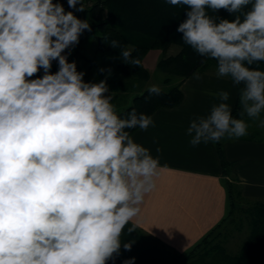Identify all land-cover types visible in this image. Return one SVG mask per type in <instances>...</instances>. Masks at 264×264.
Returning a JSON list of instances; mask_svg holds the SVG:
<instances>
[{
    "label": "clouds",
    "instance_id": "clouds-1",
    "mask_svg": "<svg viewBox=\"0 0 264 264\" xmlns=\"http://www.w3.org/2000/svg\"><path fill=\"white\" fill-rule=\"evenodd\" d=\"M67 3L85 10L82 0ZM166 3L185 7L177 28L183 43L215 60L218 78L243 85L241 115L259 119L264 70L252 65L264 62V0ZM220 10L235 15L217 21L209 14ZM84 30H91L89 22L60 2L0 0V264L114 261L125 226L132 222L128 232L136 230L141 206L156 188L159 157L128 131H146L153 118L135 109L121 118L113 96L105 95L106 81L85 82L63 54ZM132 51H123L125 62L140 66L139 59L129 60ZM147 91L159 95L161 89L153 84ZM217 95L220 102L187 128L193 147L248 134L249 124L232 116L229 93ZM258 126L264 128V119ZM123 248L130 251L131 242Z\"/></svg>",
    "mask_w": 264,
    "mask_h": 264
},
{
    "label": "crops",
    "instance_id": "crops-1",
    "mask_svg": "<svg viewBox=\"0 0 264 264\" xmlns=\"http://www.w3.org/2000/svg\"><path fill=\"white\" fill-rule=\"evenodd\" d=\"M82 2L84 11L69 8L67 2L62 4L66 12L72 11L81 20L87 12V21L92 28L88 11L91 3L87 0ZM85 31L72 48L73 53L77 51L80 55L75 59L78 72L84 73L85 82L108 78L114 72L110 69L109 61L114 62V66L115 60L99 52L96 38L90 42L85 38ZM93 31L96 34V30ZM154 52L158 55L152 66L153 69L157 68L161 58L159 55L162 54L160 49L150 50L143 59L149 71L151 65L148 60ZM197 76L200 78L197 79ZM114 87L112 103L118 112L131 104L136 94L124 90L118 93L116 90L119 87ZM181 89L184 99L178 106L159 108L151 115L154 126L146 131L138 128L132 134L137 143L148 148L154 157H159L161 170L156 188L146 196L140 215L134 221L138 225L136 230L128 232L133 226L132 222L125 226L120 254L107 264H123L133 257L134 264H178L177 257L189 253L228 215L231 206L229 181L241 189L244 197L264 200L263 128L256 129L258 134L221 140L228 162L226 170L217 143H201L195 147L189 143L191 135L187 133V128L191 121L206 116L212 105L220 102L217 95L220 91L229 93L227 103L233 111L239 94L238 87L233 86L230 78H218L216 67H210L186 78ZM121 95L127 99L123 105L119 100ZM129 242L130 251L123 248V244Z\"/></svg>",
    "mask_w": 264,
    "mask_h": 264
},
{
    "label": "trees",
    "instance_id": "trees-1",
    "mask_svg": "<svg viewBox=\"0 0 264 264\" xmlns=\"http://www.w3.org/2000/svg\"><path fill=\"white\" fill-rule=\"evenodd\" d=\"M88 11L92 18V28L96 30L95 38L98 42V51L118 60L117 69L113 75L108 77L106 84L110 83L113 86H118L121 90H129L127 92L136 94L131 104L121 111H116L121 118H127L133 109L138 114L143 113L151 116L159 108L178 106L184 99L181 89L182 82L196 71L216 67L215 60L199 56L183 43L182 33L177 32L179 23L186 19L184 6H172L166 3V0H92ZM209 14L217 21L219 18L231 19L232 15H235H230L225 10H220L218 13L209 12ZM113 40L119 42L115 48L111 45ZM174 46L179 49L175 53H169ZM129 48L133 50L129 60L139 59L140 66L125 62L122 53ZM152 49H160L163 53L157 68L168 75L180 77L177 83L170 88H160L159 95L150 94L147 91L148 88L139 91L140 86L151 77L150 71L143 64V59ZM77 56L80 55L76 51L68 61L75 62ZM76 66L78 71L79 67ZM252 67L264 70V62L254 64ZM57 70L58 64H52L51 72L55 73ZM38 75H43L42 69ZM169 79V77L165 78L166 81ZM237 87L239 90L243 85ZM123 97L120 96V104H125L127 101ZM241 109L238 94L236 105L232 111L233 118L240 117ZM137 129H128V131L132 135ZM256 133L258 134V132ZM217 148L226 170L228 162L224 157L221 141L217 142ZM229 191L231 206L228 215L211 229L189 253L177 257L178 264L182 258L192 255L202 245L206 247L211 235L229 220H232L240 208L244 209V219L248 222L249 231L238 251L229 252L218 243L205 249L206 256L203 259L211 257V264H264V200H252L244 197L241 189L232 181H229ZM244 200L247 201V207H243V203L241 206V201Z\"/></svg>",
    "mask_w": 264,
    "mask_h": 264
},
{
    "label": "rangeland",
    "instance_id": "rangeland-1",
    "mask_svg": "<svg viewBox=\"0 0 264 264\" xmlns=\"http://www.w3.org/2000/svg\"><path fill=\"white\" fill-rule=\"evenodd\" d=\"M83 20H89V15L87 12L84 14ZM90 28H91V26H90ZM85 32H86L85 38L87 40H89L90 42L94 41L96 34L93 33L94 32L93 28H91L90 31L86 30ZM72 48H73V46H71V49ZM178 49L179 48L177 46H174L169 51V53H175ZM157 55H158L157 52L150 54V58H149L150 60H148V61L151 65L150 66V68H151L150 71L152 73L151 78H150V80H148L147 82H145L144 84H142L140 86L139 91L145 90L150 85H153V84L158 85L161 89H168L171 86L175 85L177 83V81L180 79V77H178L176 75H168L167 73L163 72L162 70H160L158 68L153 69L152 65H153L154 60H155ZM159 56L162 57L163 53L160 54ZM106 58H108V57H106ZM114 60H115L114 66H113L114 62L112 63L111 61H109L110 66L112 67V68H110L112 72L116 71L117 65H118V60L116 58H113L112 61H114ZM159 60H160V58H159ZM93 70H94V68H93ZM95 71H97V68L95 69ZM106 71H108V69ZM166 77L170 78L169 81L165 80ZM108 79L109 78H102V79L98 78L97 80H95V82L92 81L91 83H96L97 81L100 82L102 80L106 81ZM107 87H108L109 91L107 93H105V95H111L112 94L111 92L115 91V87L113 88V84H110V83L107 84ZM116 91H118V93H121L123 90H121L119 88V90H116ZM127 91H129V90H127ZM241 112H243V108L241 109ZM238 119H244L249 124L247 136L257 134L256 131L258 129H261V130L264 129V128L262 129L261 127L258 126L259 119H264V113H262L261 117L259 119H256V120H251L246 115H243V116L240 115V117ZM242 203L244 205L243 207H247V201H245V200L241 201V206H242ZM238 205L240 206V203H238ZM244 218H245L244 209L242 210V208H240L239 211L235 213V216L232 220H229L226 224L221 226L216 232H214L211 235V237L208 240L209 243L207 244L206 247H205V245H202L192 255L188 256L187 258H182L180 264H211L212 263L211 257H207V258L203 259L206 256L205 249L211 248L212 245H214V244L216 245L218 243L221 244L229 252H237L238 249L240 248L244 238L248 234V231H249L248 222Z\"/></svg>",
    "mask_w": 264,
    "mask_h": 264
},
{
    "label": "built area",
    "instance_id": "built-area-1",
    "mask_svg": "<svg viewBox=\"0 0 264 264\" xmlns=\"http://www.w3.org/2000/svg\"><path fill=\"white\" fill-rule=\"evenodd\" d=\"M87 1L92 3V0H87ZM54 2L64 3V2H67V0H54ZM63 54L66 55L68 57V59H70L72 57V54H73L71 46L68 49H66ZM52 64H58V63L56 61H53Z\"/></svg>",
    "mask_w": 264,
    "mask_h": 264
}]
</instances>
